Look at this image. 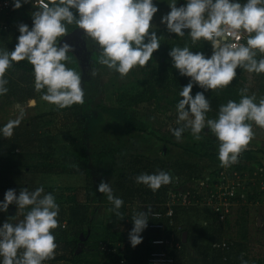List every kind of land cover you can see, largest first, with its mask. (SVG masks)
Wrapping results in <instances>:
<instances>
[{
    "label": "rangeland",
    "instance_id": "1",
    "mask_svg": "<svg viewBox=\"0 0 264 264\" xmlns=\"http://www.w3.org/2000/svg\"><path fill=\"white\" fill-rule=\"evenodd\" d=\"M48 1L51 3V0ZM180 2H186V0H177V6ZM154 3L159 10L154 15L151 23L155 26L157 36L161 38V43L159 49L153 53L152 59L145 66H138L122 77L114 70L98 63L100 49L93 41L91 44V49H93L92 61L88 62L90 70L88 68H86L87 71L84 70L78 59L69 54L71 60L67 62V66L81 73L82 87L85 90L87 87L97 91L92 104L95 107L97 105L108 108L133 107L134 101L131 95L139 92H149L150 86L158 91L159 96L167 95L169 97V90L171 89L166 87V83L163 82L166 75L163 69L166 68L167 64L163 60V54L170 51L174 46L182 47L187 44L193 52H203L206 56L212 54V46L208 41L192 44L188 35L178 38L168 33L166 25L161 23V17L170 11L168 0H154ZM37 10V7L34 6V10L30 9L27 13H30L32 17V11ZM81 32L85 34L83 29ZM15 46L13 44L8 47L0 45V48L11 51L14 50ZM260 55L264 54L258 53V59ZM94 68L96 71L95 77L91 75ZM12 71L9 68L4 74L5 78L9 79L7 85L9 91L4 95H0V127L9 120L18 119L20 123L14 131L19 130L20 134H17L21 142H18V144L21 147L29 142V139H27L29 132L23 129L26 126L32 132H45L55 137V154L56 158L59 159L65 153L72 154L79 149L76 138L81 135L78 130L82 125L87 129L86 147L89 156L101 152H112L113 154L99 164H95L91 157L92 160L89 163L86 175H76L69 172L60 175L38 174L24 167L15 168L11 166L12 148L16 144H13L11 137H0V201L4 199V194L8 189L18 188L17 195H19L23 188L27 187L29 190H33L43 185L46 192H51L55 196L59 206L68 211L67 194L78 190L82 193L89 191L90 216L93 220L91 233L94 234V237L90 238L89 243L86 245L84 242L81 243V246L87 249L98 246L97 250L92 251L91 254L97 253L96 259L100 264H119V262H116V258L113 259L111 255L109 256L100 250L105 245L100 233H103L105 225L107 226V218L114 212L111 211L113 205L107 200L106 195L98 191V185L102 180L108 182L113 189V194L124 201L126 185L134 182V196L129 198L130 210L127 212V219L129 220L123 227L128 239L125 244L117 246L119 249L121 247L126 253L127 264H148L149 253L163 250L162 246H148L149 250L147 251L144 241L135 248L131 246L129 232L133 228L132 215L141 210L147 211L148 206L152 208L153 212L164 211L172 203L176 210L174 219L176 227L165 238L169 242L180 246V249L174 246L175 249H179L177 251L180 253L176 264H228L221 262V253L215 252L212 248L215 238L219 237H217L218 234L215 235L216 226L222 229L221 239L234 243V254L241 253L244 250L243 246H247L248 243L250 248L245 246V251L249 261L252 264L264 263V128L254 125V136L241 152L238 162L229 167H223L218 162L196 157L194 154L196 149L191 148V139L188 135L183 134V139L180 141L174 137L170 128L179 125L176 123V106L169 99H161L160 103L158 99L151 104L143 103L141 109L135 110L138 119L147 123L158 135L156 137L133 130L126 123L104 113L101 109L95 108L86 116L81 117V114H77L79 104L58 109L55 105L41 99L44 90L37 91L35 89L34 73H28L27 83L19 84V74L14 72L12 74ZM250 75L260 77L264 73L256 74L245 71L242 73L240 81L236 80V84H233L235 85L233 89L243 88L241 85L243 80L247 78H249V81H254ZM84 78L87 79L89 84L83 81ZM17 82L19 85H14ZM257 86L261 89L259 88L252 94H255L259 100V98L264 97V79ZM257 86L255 87L257 88ZM33 100L35 101L34 104L32 103ZM80 120L81 125L78 122ZM206 130L209 132L208 129ZM21 147L18 148L19 151L17 150V152L23 155L27 148L22 151ZM246 152L250 153V158H247ZM136 158L142 160V165L152 167L144 169L142 173H154L163 170L170 172L173 176L174 179L170 184L162 186V188H166L165 199L167 201L165 204L152 201L147 205L143 201L144 198L140 195L149 192L157 194L161 188L152 191L147 186L136 183L135 176L130 171L132 161ZM196 162H199L201 168L196 173L195 179L193 178L191 179L193 181H191L188 178L189 170H184V167ZM239 165L241 166L239 167ZM235 167L239 168L236 169ZM222 177L228 178L226 186L240 181L243 188L240 191H244L249 196L247 202L242 203L237 200L229 207H224L225 199L220 193L225 192V189L218 188ZM126 179L127 183L125 185L123 183ZM213 195H219L216 207L221 208L220 214L222 212L225 214V219L222 221L225 224L222 226L214 222V219L218 216L214 212L215 208L213 201H211ZM227 208L228 211H226ZM198 210H202V212ZM20 213L16 215L17 219L14 221L23 219L24 213ZM208 214L209 216H206ZM212 216H214L213 220L211 219ZM8 217V212L0 211V225L9 220ZM68 224V221L64 220L61 227L65 225V230H70ZM62 229L64 230V228ZM186 232L187 237L184 238ZM150 238L151 240L157 239V236L151 235ZM57 254L55 249V255ZM243 254L244 252L240 255ZM93 255L89 259L92 260ZM237 255H233L234 258L241 259L240 255ZM238 262L231 260L232 264H238Z\"/></svg>",
    "mask_w": 264,
    "mask_h": 264
},
{
    "label": "clouds",
    "instance_id": "2",
    "mask_svg": "<svg viewBox=\"0 0 264 264\" xmlns=\"http://www.w3.org/2000/svg\"><path fill=\"white\" fill-rule=\"evenodd\" d=\"M12 2L13 8L19 9L29 0ZM168 3L170 11L161 17V23L170 33L183 37L185 30H189L187 35L192 44L208 41L212 46L210 56L193 52L187 44L174 46L169 52L180 75L191 78L179 91L181 99L176 104L179 126L170 131L178 141L186 131L199 141L208 129L219 141L221 166L229 167L238 162L252 140L253 126L264 128V97L258 100L255 94H247V88H241L238 101L229 99L210 118L211 104L204 92L229 85L238 68L248 73H264V55L257 58L258 53L264 54V0H186L179 7L177 0ZM35 4L38 10L32 14L33 25L31 28L19 25L14 50L0 48V95L9 91L5 72L13 62L27 60L33 66L35 89L44 90L43 101L58 109L84 103L81 73L67 66L72 46L59 43L68 33L69 25L83 29L99 46L98 63L122 77L138 66H145L160 47L161 38L151 23L159 10L154 0H51V3L35 0ZM91 75L95 77V68ZM197 84L204 91L193 96ZM19 123L18 119L9 120L0 127V137H12ZM173 179L170 172L163 170L135 177L137 184L152 191ZM98 191L113 205L111 211L122 216L124 201L113 194L110 184L102 180ZM13 204L24 215L18 222L9 219L0 225V264H44L54 257L57 248L53 230L59 223L60 206L55 196L46 192L43 185L33 190L23 188L19 195L15 189H8L0 201V211L7 213ZM155 215L150 206L147 211L132 215L129 242L133 248L142 243V233ZM240 264L249 262L241 257Z\"/></svg>",
    "mask_w": 264,
    "mask_h": 264
},
{
    "label": "trees",
    "instance_id": "3",
    "mask_svg": "<svg viewBox=\"0 0 264 264\" xmlns=\"http://www.w3.org/2000/svg\"><path fill=\"white\" fill-rule=\"evenodd\" d=\"M46 1L49 2L48 0ZM56 2H58V0H56ZM34 6H36L35 0H29L28 3L23 4L22 7L19 9H15L9 15H4V16L0 15V22L7 21V23H9V27L7 30L4 28H0V45L2 47H8V46H11L12 44L16 45L18 43L17 38L20 35V32H19L20 24H27L29 28L32 27L33 19L31 17V14L30 13L28 14L27 11H29L30 9L34 10ZM73 12L77 16L79 15L78 13H76L75 9H73ZM32 13L34 12L32 11ZM30 20L31 22H29ZM68 29H69L68 33H71L78 28L73 24V25H69ZM167 32L170 33L168 30ZM171 34L177 36L175 33H171ZM187 34L188 32H185V35ZM177 37L181 38L180 36H177ZM169 52L170 51H166L164 52L165 54H163V60L164 62L167 63L166 68L163 69L164 72H166L165 79L163 80V82L166 83V87L171 89L169 90L170 91L169 97L167 95L159 96L158 91L154 89V87L150 86L149 92H139V93H136L135 95H131L134 101L133 107L108 108L103 105H97L95 107L92 104H93V98L96 95L97 91L93 88L86 87L85 100L83 104H79V106H77V114L78 115L81 114L80 117L86 116L90 111H92L95 108L101 109L104 113L126 123L133 130L137 132L158 137L156 132L147 123L138 119L137 115L135 114V110L141 109L143 103L151 104L152 102H156L157 99L159 103L161 99H166V100L169 99V101L176 106L179 99H181V97H179V91L180 89H182L183 86L189 83L191 78L180 75L179 70L173 66L172 58L169 56ZM10 68L13 70L12 74L13 72L15 74H19V80H18L19 84L27 83L28 73H33V66L27 60L13 62ZM22 71H23V74H22ZM245 71L246 70L238 68L237 76L233 79V81L229 85L224 86L223 88L216 89V90H208L204 92L206 98L210 100V104H211V111L208 113V116L210 118H214L218 112L219 106L221 104L226 103L229 99L237 100V101L239 100L240 98L239 89L240 88L238 90L233 89V86H235L233 84H236V80L238 82L240 81V78L242 77L241 75ZM251 77L253 78L254 81H249V78H247L243 80V84L241 85L243 88L248 89L247 94L255 93L256 90L260 88L257 85H259V82H261L262 79H264V75L260 77L259 76L258 77L251 76ZM6 79L9 80L8 78ZM83 81L89 84V82H87V79L84 78ZM19 84L17 82L14 85H19ZM255 86H257V88ZM198 91H204V89L200 88L198 84L194 85L192 95L195 96L196 92ZM78 122H79V125H81L82 123L81 120ZM23 129L29 132L27 135V139H29V142L27 145H24V147H21L20 144H18V142H21V139H18L19 135L17 134L19 133V130H15L13 136L11 137L13 144L14 143L16 144L13 146L12 154H11L12 155L11 166H14L15 168L24 167L25 169L31 170L35 173L45 174V175H60L66 172L73 173L76 175H86L88 173L89 163L92 160L91 157L93 158V161L95 164H99L104 159L111 157L113 154L112 152H101L98 154H94L93 156H89L87 154V147H86L87 129L85 127H82V125L80 129L78 130L81 135L78 138H76V140L79 143V149L73 152L72 154L65 153L63 157L59 159L56 158V154H55L56 153V148L54 146L56 142L55 137L49 134H46L45 132H39V133L32 132V130L30 131L28 128H26V126ZM184 134L188 135L189 138L191 139V148L196 149L194 153L196 157L204 158V160L218 162L221 164L218 158L219 141L213 134L205 130L202 133V139L199 141L193 138L190 131H186ZM19 147H21V150L23 149L22 151H24L25 148H27L24 151L23 155H20L17 152V150L19 151L18 149ZM246 155H247V158H250L249 157L250 153L246 152ZM142 163L143 162L140 158H136L132 161V167L130 168V171L132 174H134L135 177L141 174L144 169L146 170L148 169V167H151L149 165H142ZM240 166L241 165H239V167ZM239 167H235V168L237 169ZM199 168H201L199 165V162H196V163H190L189 165L185 166L184 170H189L188 178L191 180L193 178L195 179V175L198 172ZM125 183H127V179L126 181H124L123 184ZM133 184L134 182L131 183L130 185L125 184L127 188L124 194L125 193L126 194L124 196L125 197L124 204L120 209L122 216L118 217L116 216L115 213L111 214L107 218V226L105 225L103 233H100L102 241L105 242V245L101 247L100 250H102L105 254L109 256L111 255L113 259L116 258V262H119V264L128 263L126 253H124L121 247L119 249V247L117 246H121V244H125L127 242L126 240L128 239L126 231L123 227H124V224L128 222L129 220L127 219L128 218L127 212L130 210V203H129L130 199L129 198L134 196L135 189H134ZM15 190L17 193L18 188ZM88 192L85 191L82 193L80 190H78L76 192L71 191L70 194H67L66 203L68 206V209H67L68 211L61 208L60 206V213L57 218L59 223H58L57 228L53 230L54 235L56 237V243H57L56 252L58 254L55 255L53 258L46 260L44 264H100L98 263L96 259L97 253H95L94 255L91 254L92 251L97 250L98 246H95V248H92V249H87L86 247L82 248L81 246V243L84 242V244L86 245L87 243H89L88 240L94 237V234L91 233V230H92L91 224L93 220L91 219V216H90L91 208H90V202L88 201V197H89ZM140 196L144 198L143 201H145V204L147 205H149L150 202L152 201L158 202V203H164V204L167 201V199H165L166 188H162V187L158 191L157 194L153 192H149V193H144ZM248 198L249 196H247V193H246V201L243 200V198L240 197V195L237 197V200L239 202L244 203V201L247 202ZM199 212H202V210ZM154 213H157V214L160 213L162 214V216L159 218L156 216L151 217V219L149 220L148 227L142 233L144 245L147 248V251L149 250L148 246L149 247L157 246L152 243L153 240H157V239L167 240L165 236H167L169 233H172L173 229L176 227L175 222L173 225H171L170 221L166 219V217L164 216L165 210L164 211H154ZM8 214H9L8 218L12 219V222L15 223L19 221V220L14 221L15 219H17L16 215L19 214L18 207L16 205H12V206L10 205ZM91 214H92V211H91ZM175 215H176V210H175ZM206 216H209V214ZM175 217L176 216H174V219ZM211 219L213 220L214 216H212ZM64 220L68 221L69 223L68 228H71L70 229L71 233L69 229L65 230L66 227L65 228L63 226L61 227V223ZM214 222L218 223L217 225H220V226L225 224V222L220 221L218 217L214 219ZM152 225L160 226L163 228L162 229L153 228ZM62 228H64V230ZM215 228H214L215 235L218 234L217 237L218 236L219 237L215 238L216 240L214 242L226 241V240L221 239L220 237V235H222V229L217 228V226ZM151 235H156L157 239L151 240L150 238ZM161 237H164V238H161ZM226 242L228 243V248L224 250L214 249L212 245V248L215 252L221 253L220 254L221 262L228 263V264L231 263V260L233 261L236 260L240 262L241 259L240 258L236 259L234 258V256L237 254L240 255L242 252H244V254L240 255V257H243V259L247 260L249 264H252L249 261L248 255L245 251L246 245L243 246L244 250L241 253L238 252L234 254L233 253V250L235 249L234 243H230L228 241ZM246 247L250 248V245H248L247 243ZM168 250L171 253V255L174 257L175 259L174 264H176L177 258L179 257V254H180L177 251L179 249L168 248ZM149 254L151 257L152 253H149ZM92 255L94 258L91 260L89 258L92 257ZM239 262L238 264H240ZM148 264H149V261H148Z\"/></svg>",
    "mask_w": 264,
    "mask_h": 264
},
{
    "label": "built area",
    "instance_id": "4",
    "mask_svg": "<svg viewBox=\"0 0 264 264\" xmlns=\"http://www.w3.org/2000/svg\"><path fill=\"white\" fill-rule=\"evenodd\" d=\"M47 2V1H46ZM185 2L181 3L179 6L184 5ZM36 5V4H35ZM178 6V7H179ZM15 9L13 8V3L10 0H0V15L4 16V15H9L11 12H13ZM9 27V23H7V21H3L0 22V28H4V29H8ZM189 30H185V32H188ZM246 40V37H245ZM243 42V41H242ZM220 185H219V189H225V192H221L220 194L223 195L224 199H225V204L224 207H229L231 204H234L235 201H237V197L240 195V197L243 198V200L246 201V193L242 190V186L240 181H236L233 182L232 185H227L226 183H228V178L227 177H222V179H220L219 181ZM205 185V183H204ZM209 188H211V186H209ZM219 194V195H220ZM219 195H213V197L211 198V201H213V206L215 208V214H217L218 218L220 219V221H224L225 219V214L222 212V214H220L221 208L216 207L217 204V198ZM213 199V200H212ZM168 204V203H167ZM166 204V205H167ZM174 204L172 203L171 205L167 206V209H165V213L164 216L166 217V219H168L170 221V224L173 225L174 224V216H175V209H174ZM226 211H228V208L226 209ZM156 217H161L162 214L158 213L157 215H155ZM63 227L65 228V225H63ZM153 228H163L160 226H155L152 225ZM152 243L154 245L157 246H162L164 247L162 251L159 252H154L151 254V257L149 259V264H174L175 259L174 257L171 255V253L169 252L168 248H175L174 246L179 247V245H175L173 242H169V240H165V239H157V240H153ZM213 248L217 249V250H224L228 248V243L226 241H222V242H214L213 243Z\"/></svg>",
    "mask_w": 264,
    "mask_h": 264
},
{
    "label": "flooded vegetation",
    "instance_id": "5",
    "mask_svg": "<svg viewBox=\"0 0 264 264\" xmlns=\"http://www.w3.org/2000/svg\"><path fill=\"white\" fill-rule=\"evenodd\" d=\"M67 43L72 46V51L69 54L74 55L78 59L84 70L87 71L86 68L90 70V64H88V62H90L93 52V49H91L92 39L90 40V38L83 33L80 37L76 36Z\"/></svg>",
    "mask_w": 264,
    "mask_h": 264
},
{
    "label": "water",
    "instance_id": "6",
    "mask_svg": "<svg viewBox=\"0 0 264 264\" xmlns=\"http://www.w3.org/2000/svg\"><path fill=\"white\" fill-rule=\"evenodd\" d=\"M81 30L82 29H76L75 31H73V32H71V33H68V34H66L60 41H59V43L62 45L63 43H65V42H69L71 39H73L74 37H76V36H79L80 37V35L82 34L81 33ZM185 237H187V232L186 233H184V238ZM82 239H84V238H82Z\"/></svg>",
    "mask_w": 264,
    "mask_h": 264
},
{
    "label": "crops",
    "instance_id": "7",
    "mask_svg": "<svg viewBox=\"0 0 264 264\" xmlns=\"http://www.w3.org/2000/svg\"><path fill=\"white\" fill-rule=\"evenodd\" d=\"M10 1H12V0H10ZM12 3H13V2H12ZM181 3H183V2H180L179 5H180Z\"/></svg>",
    "mask_w": 264,
    "mask_h": 264
}]
</instances>
